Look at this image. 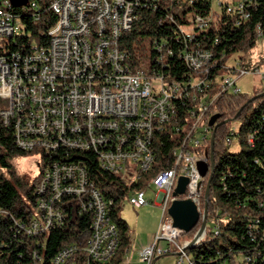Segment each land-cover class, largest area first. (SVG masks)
I'll return each instance as SVG.
<instances>
[{"label":"built area","instance_id":"built-area-1","mask_svg":"<svg viewBox=\"0 0 264 264\" xmlns=\"http://www.w3.org/2000/svg\"><path fill=\"white\" fill-rule=\"evenodd\" d=\"M159 1L50 0L55 23L38 43L20 44L24 26L15 6L0 0V125L12 131L19 149L46 156L34 191L36 207L17 227L26 236L48 232L63 223L60 205L67 201L76 204L79 216L91 217L90 230L64 246L52 264H109L117 255L119 231L111 217L115 199L96 187L89 170L93 158L101 170L130 188L125 198L135 208L152 202L146 196L148 188L160 196L157 204L164 218L154 241L139 252L140 261L153 264L155 258L174 253L179 264L190 263L189 241L179 243L184 232L168 214L179 198L173 195L179 178L189 181L181 199L193 200L202 211L207 178L201 176L199 164L211 161L209 122L217 114L216 101L224 93L241 94L237 83L249 74L264 80V71L235 63L233 71L221 77L220 88H211L210 75L217 65L214 54L193 47L182 54L193 71L192 88L149 73L142 64L134 69L120 47L121 38L139 19L140 7L156 9ZM224 2L229 13L248 19L249 0H213V9ZM30 5L37 7V1ZM21 8L28 9V3ZM209 20L199 17L196 23L204 29ZM257 34L258 40L264 37L263 26ZM183 38L192 39V32L185 30ZM181 110L188 123L173 151L174 165L151 175L156 133L169 126L180 132ZM235 134L226 136L225 145L238 143ZM143 180L149 187L137 186ZM161 240L168 242L167 250L158 245ZM31 254L41 259L37 249Z\"/></svg>","mask_w":264,"mask_h":264},{"label":"trees","instance_id":"trees-1","mask_svg":"<svg viewBox=\"0 0 264 264\" xmlns=\"http://www.w3.org/2000/svg\"><path fill=\"white\" fill-rule=\"evenodd\" d=\"M31 1L28 0V9L15 7L24 26L20 44L41 41V34L56 21L50 0H36L35 8L31 7ZM245 8L248 19L229 13L226 2L213 9V0H160L156 9L140 7L139 19L123 34L120 47L129 54L134 69L142 64L149 73L178 82L183 88H192L193 78L192 69L182 57L183 51L187 47L210 50L217 61L210 75L214 81L211 88L219 89V81L228 71V59L237 52L251 51L258 42V27H264V0H249ZM199 17L210 18L204 29L196 23ZM185 30L192 32V39L183 38ZM218 110L219 123L227 118L241 120L239 130L235 131L239 151L231 152V147L225 145V138L231 132L226 123L219 125L207 232L194 246L186 248V253L191 255L190 264H264V88L250 95L221 98ZM180 114V132L169 126L156 133L153 146L156 162L151 175L174 165L173 151L181 144L188 123L184 111ZM0 143V263L52 264L64 246L78 241L90 230L91 217L79 216L76 204L67 201L60 205L64 210L62 224L41 235L26 236L17 223L20 219L28 221L33 213L38 181L29 183L22 178L11 160L30 152L19 149L12 131L1 125ZM41 157L46 156L41 154ZM44 167L45 164L41 165ZM89 170L96 187L115 199L111 217L119 231V248L109 264H122L132 239L130 226L119 216V210L130 188L118 176L101 170L94 158ZM137 186H142V182ZM200 226L201 223L183 237L191 240ZM35 249L40 260L32 257Z\"/></svg>","mask_w":264,"mask_h":264},{"label":"rangeland","instance_id":"rangeland-1","mask_svg":"<svg viewBox=\"0 0 264 264\" xmlns=\"http://www.w3.org/2000/svg\"><path fill=\"white\" fill-rule=\"evenodd\" d=\"M38 42H39L38 40L33 41V43H38ZM235 63H238L240 68H249V67L257 66L258 68L264 71V37H261L258 40L256 46L253 49H251V51L249 52L241 51V52H237L236 54L232 55L228 59L227 64H226V66L229 67L228 71L230 72L233 71L231 69V66L234 65ZM230 75H233V74L230 73ZM155 84L157 85L158 82H155ZM237 86L241 89L242 91L241 94L250 95L254 93L255 91L264 87V80L261 78V76H258L256 74L255 75L249 74L241 78L238 81ZM231 95L233 96V94L231 93L222 94L220 98L216 101V106L213 108V111H215V113L217 114L220 113V111L218 110V102L220 101L221 98H229ZM225 120H229L226 123V125L228 129L230 130V132L238 131L242 124L241 120L239 119L236 120V119L227 118ZM230 151L238 152L239 145L235 143L230 148ZM42 163H43V158L41 157V154L38 152V150L32 153L31 152L26 153V155H21V154L16 155L11 160L12 166L22 178L26 179L29 183H32L33 180L37 179L38 181L37 184L39 183L40 178L42 176V172H43L41 168ZM206 184L207 182L205 183L204 189H203L204 200H202V211L204 210ZM142 186L149 187L148 183L145 184L144 186V182H142ZM157 194L158 193L154 191L152 188H148L146 192V196L148 199L152 200V202L141 208H135L134 206H132L129 203L128 198H125L123 200L122 205L119 210V216L129 224L132 242H131V247L129 251L126 253L122 264H146L140 261V259L138 260L137 253L133 249V244L135 243L136 240L140 241L143 238L146 239L152 236L155 233V231H157V229L159 228V225L161 224L164 218L162 208L155 203L157 202ZM181 197L183 196H179V198ZM200 227L198 228L200 229ZM208 230L210 231L211 228H208ZM206 232H207V229H206ZM191 240H187L186 237H181L179 239V243H184V241L190 242ZM160 244H162L165 247L164 249L167 250L168 248L167 241L161 240ZM188 256L191 257L190 254H188ZM179 259L180 257L178 255L174 253H170V254L160 256L157 260H155L154 264H179ZM180 264H190V263L188 260H184Z\"/></svg>","mask_w":264,"mask_h":264},{"label":"water","instance_id":"water-1","mask_svg":"<svg viewBox=\"0 0 264 264\" xmlns=\"http://www.w3.org/2000/svg\"><path fill=\"white\" fill-rule=\"evenodd\" d=\"M13 6L22 7L27 5L28 0H10ZM221 118L220 114H215L211 117L209 125L213 127V134L211 136V161L208 163H200L199 170L201 176L207 180L206 189H205V203L204 210L201 211L198 208V205L191 199H175L171 206L168 209V214L173 219V225L188 234L192 232L199 223H201L200 229L195 234L194 238L189 242L188 247L194 246L199 242L206 233L207 229V217H208V208H209V193L211 187L212 176L215 171V139L216 131L219 125L227 123L229 120H224L221 123L217 121ZM188 179L186 177H180L176 191L174 192L175 197L185 195L187 191Z\"/></svg>","mask_w":264,"mask_h":264},{"label":"crops","instance_id":"crops-1","mask_svg":"<svg viewBox=\"0 0 264 264\" xmlns=\"http://www.w3.org/2000/svg\"><path fill=\"white\" fill-rule=\"evenodd\" d=\"M159 194H157V202H155L156 204L158 203V200H159ZM158 205V204H157ZM159 228H160V225H159ZM159 228L157 229V231H155V233L148 237V238H143L142 240L140 241H135V243L133 244V249L134 251L137 253V258L139 260V252L146 246L150 245L153 241H154V238H155V235L157 234ZM158 245L162 248H165L162 244H160V242H158ZM159 257L155 258V260H157ZM154 260V262H155ZM154 264V263H153Z\"/></svg>","mask_w":264,"mask_h":264}]
</instances>
